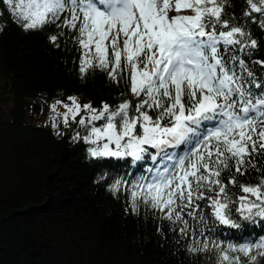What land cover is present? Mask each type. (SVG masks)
Wrapping results in <instances>:
<instances>
[{
    "label": "snow or ice",
    "instance_id": "1",
    "mask_svg": "<svg viewBox=\"0 0 264 264\" xmlns=\"http://www.w3.org/2000/svg\"><path fill=\"white\" fill-rule=\"evenodd\" d=\"M0 5V17L9 12L25 32L54 25L59 31L48 40L55 48L71 39L80 52L81 78L99 70L113 83H125L132 99L122 92L119 103L101 102L97 108L69 96L51 104L50 120L58 136L65 134L61 124L70 128L71 120L76 125L71 139L89 146L90 159L130 158L133 164L150 159L156 165L146 170L150 175L109 185L114 197L128 194L126 215L151 213L162 241L174 233L176 244L183 238L193 255L214 251L216 264H264V234L225 243L212 238L208 227L211 218L241 229L234 213L253 225L264 222V72L258 74L264 59L253 60L262 47L254 33H264V0H0ZM253 173L257 183L239 180ZM103 180L106 176L97 182Z\"/></svg>",
    "mask_w": 264,
    "mask_h": 264
},
{
    "label": "trees",
    "instance_id": "2",
    "mask_svg": "<svg viewBox=\"0 0 264 264\" xmlns=\"http://www.w3.org/2000/svg\"><path fill=\"white\" fill-rule=\"evenodd\" d=\"M14 20L7 11L0 17V264H216L214 251L193 255L183 238V246L176 244L174 233L162 241L151 213L126 215L128 194L117 198L108 191L116 179L150 175L146 170L156 167L150 159L93 160L88 145L72 141L71 120L70 128L61 124L63 136L52 127L54 101L76 96L97 108L119 103L122 92L132 99L125 83L117 85L99 70L81 78L80 52L71 39L55 48L48 40L59 31L54 25L25 32ZM262 36L255 31L262 47L253 60L264 59ZM101 176L106 180L97 182ZM239 180L255 184L257 176ZM233 218L241 229L208 219L211 237L237 243L264 234V222L253 225L235 213Z\"/></svg>",
    "mask_w": 264,
    "mask_h": 264
},
{
    "label": "rangeland",
    "instance_id": "3",
    "mask_svg": "<svg viewBox=\"0 0 264 264\" xmlns=\"http://www.w3.org/2000/svg\"><path fill=\"white\" fill-rule=\"evenodd\" d=\"M58 111H60V112H64L65 109H64L62 106H60V107L58 108Z\"/></svg>",
    "mask_w": 264,
    "mask_h": 264
}]
</instances>
